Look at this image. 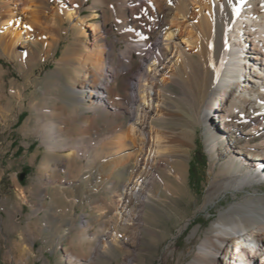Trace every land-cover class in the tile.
<instances>
[{
	"label": "rangeland",
	"instance_id": "rangeland-1",
	"mask_svg": "<svg viewBox=\"0 0 264 264\" xmlns=\"http://www.w3.org/2000/svg\"><path fill=\"white\" fill-rule=\"evenodd\" d=\"M75 1L81 8V15L73 19L78 31L65 21L49 53L33 45L34 59L23 63L0 55V264H188L221 210L241 200L246 191L251 193L254 189L264 193V176H245L246 180L256 181L251 184L252 188L246 187L235 196L231 189L224 190L213 184V181L242 173L237 164L231 163L230 157L244 142L240 134L248 125L235 121L239 129H234V120H225L219 125L210 121L198 123L195 109L202 97L201 80L197 76L190 80L192 96L189 99L177 84L168 81L162 87L169 104L165 110L167 115L152 123L177 134L185 142L172 159L165 160L171 171H174L175 161L183 164L185 184L179 194L167 192L163 186L170 180L165 170L160 169L153 182L159 192L144 200L140 240L131 256L126 259L127 250L118 243H106L104 248L105 243L93 235L99 236L100 231L108 230L111 225L112 215L106 208V201L112 198L109 189L114 175H110L108 182L100 181L102 190L91 196L92 182L84 174L90 171L88 169H100L105 176L110 173L108 163H104L110 155L111 144L108 143L122 129L121 126L112 128V124L123 122L125 126L129 119L123 115L110 124L96 110L98 117L92 125L85 124L93 113L82 106L78 98L85 93L77 90L80 74L76 70L78 60L84 61L86 57L82 49L95 48L100 34V41L114 45L116 60L126 57L128 48L120 39L112 10L106 7L91 9L92 0ZM56 2L69 5V0H51L49 7H54ZM205 3L206 0L189 3L187 17L180 26H173L176 37H181L186 28L193 32L192 23L204 11L202 4ZM103 23L108 34L101 29ZM97 24L99 31L95 29ZM181 45L196 65L195 45L183 42ZM159 49L175 50H166L163 46ZM137 63H140V56L133 53L132 66ZM123 64L128 65V62L123 60ZM156 77L163 81L159 74ZM104 80L111 81L110 78ZM246 110L252 113L250 106ZM226 124L230 130L224 133ZM52 125L56 129H51ZM218 128L222 134L218 133ZM213 132L218 135L214 136L216 141L219 139L217 144L212 143ZM82 139L84 143L81 144ZM261 139L263 136L250 137L252 142ZM80 144L83 151L74 154L80 156L75 161L70 146ZM220 151L225 153L216 156ZM86 155L96 158L94 164H89ZM232 157L242 160V156ZM192 164L196 166L198 179L191 177ZM254 169L256 166H252L251 170ZM21 174H24L22 180L19 179ZM211 187L214 195L208 201ZM82 216L92 226L83 232L80 230ZM120 231L126 233L123 229ZM70 255L78 260L73 261Z\"/></svg>",
	"mask_w": 264,
	"mask_h": 264
},
{
	"label": "bare ground",
	"instance_id": "bare-ground-1",
	"mask_svg": "<svg viewBox=\"0 0 264 264\" xmlns=\"http://www.w3.org/2000/svg\"><path fill=\"white\" fill-rule=\"evenodd\" d=\"M50 1L0 0L1 56L20 63L29 61L35 57L33 45L40 46L44 53L51 51L58 41L59 28L65 21L71 29L77 27L73 19L81 15L78 2L69 0V5L65 7L56 2L54 7H49ZM195 2L92 0L91 9L106 7L113 11L118 34L128 49L126 57L120 56L116 60L114 45L100 41L101 34L95 48L82 49L86 57L84 61L77 62L76 71L80 76L76 84L77 90L85 95L78 98L82 106L93 113L85 124L92 125L98 117L96 110L110 124L114 118L123 115L128 117L129 122L125 126L123 122L112 124V128L121 126L122 129L109 140L111 147L106 143L111 150L104 163H108L110 173L107 171L105 176L97 168L88 169L90 171L83 174L92 182L91 196L102 190L100 181L104 183L110 180L111 174L114 175L115 180L111 181L109 189L112 198L106 201V208L112 215L109 219L111 225L108 230L100 231L99 236H93L105 243L104 248L106 243L121 244L127 250L126 259L140 240L144 200L159 192L153 186L158 171L165 170L164 174L170 180L163 186L167 192L179 194L185 184L183 164L175 161L174 172L168 170L169 165L165 162L172 159L185 142L177 134L152 123L154 119L167 115L165 110L169 104L162 87L168 81L177 84L189 99L192 96L190 80L196 76L201 80L202 97L195 109L198 123L210 121L219 125V122L234 120V129H239L235 121L248 125L240 134L244 142L233 153L242 156V160L234 159L233 154L230 157L231 163L237 164L242 173L213 181L217 188H229L235 196L237 192L245 191L246 187L252 188L251 184L256 181L246 180L245 176H264V0H206L202 4L204 11L192 23L193 32L186 28L181 37H176L173 26H180L187 17L189 3ZM95 29L100 30L99 24ZM101 29L105 34L109 33L105 23ZM37 36L40 38L37 39ZM181 42L195 45L196 65L190 61ZM153 46L156 48L152 49ZM159 46L166 50L175 49L174 53L171 50L161 51ZM133 53L140 56V63L135 66H132ZM123 60L128 65H124ZM168 69H171L170 72ZM157 74L163 81L157 79ZM107 78L111 79L110 83L104 80ZM120 78L122 83L118 85ZM247 106L252 113L248 114ZM225 127L224 133L228 124ZM51 129L56 127L52 125ZM218 133L222 134L220 128ZM214 136L218 135L215 133L212 136V143L217 144L219 139L216 141ZM257 136H263V139L250 141V137ZM80 143H84L83 139ZM78 145L70 146L73 155L83 151V146ZM228 148L231 147L228 145ZM224 153L220 151L216 156ZM76 155L74 160L78 161L80 156ZM84 157L89 164H94L96 158L92 155ZM237 160L241 162L237 163ZM252 166L256 169L251 170ZM213 195L211 187L207 200ZM80 226L82 232L92 227L83 216ZM121 229L126 233L122 234ZM70 257L73 261L78 260L74 255ZM188 264H264V193L254 189L251 193L246 191L241 200L221 210Z\"/></svg>",
	"mask_w": 264,
	"mask_h": 264
},
{
	"label": "trees",
	"instance_id": "trees-1",
	"mask_svg": "<svg viewBox=\"0 0 264 264\" xmlns=\"http://www.w3.org/2000/svg\"><path fill=\"white\" fill-rule=\"evenodd\" d=\"M190 174L192 179L194 180L195 178H197V170H196V166L195 165H191V169H190ZM198 179V178H197Z\"/></svg>",
	"mask_w": 264,
	"mask_h": 264
},
{
	"label": "water",
	"instance_id": "water-1",
	"mask_svg": "<svg viewBox=\"0 0 264 264\" xmlns=\"http://www.w3.org/2000/svg\"><path fill=\"white\" fill-rule=\"evenodd\" d=\"M23 177H24V174H21V175L19 176V179L22 180Z\"/></svg>",
	"mask_w": 264,
	"mask_h": 264
}]
</instances>
